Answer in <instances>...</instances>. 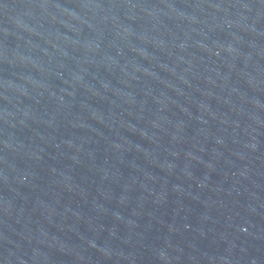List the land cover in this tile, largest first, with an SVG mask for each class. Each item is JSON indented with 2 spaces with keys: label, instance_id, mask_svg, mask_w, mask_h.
Segmentation results:
<instances>
[{
  "label": "water",
  "instance_id": "95a60500",
  "mask_svg": "<svg viewBox=\"0 0 264 264\" xmlns=\"http://www.w3.org/2000/svg\"><path fill=\"white\" fill-rule=\"evenodd\" d=\"M0 264H264V0H0Z\"/></svg>",
  "mask_w": 264,
  "mask_h": 264
}]
</instances>
